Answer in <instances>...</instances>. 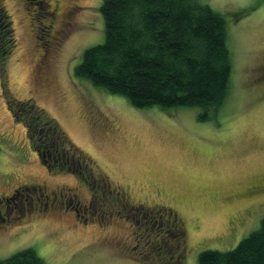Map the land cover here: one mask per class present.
<instances>
[{
    "label": "rangeland",
    "instance_id": "1",
    "mask_svg": "<svg viewBox=\"0 0 264 264\" xmlns=\"http://www.w3.org/2000/svg\"><path fill=\"white\" fill-rule=\"evenodd\" d=\"M199 1L226 20L232 68L211 121L198 107L136 108L75 75L105 41L103 0H0L17 40L0 64V259L33 248L47 264H198L260 227L264 0ZM10 97L44 110L86 165L49 169Z\"/></svg>",
    "mask_w": 264,
    "mask_h": 264
},
{
    "label": "trees",
    "instance_id": "2",
    "mask_svg": "<svg viewBox=\"0 0 264 264\" xmlns=\"http://www.w3.org/2000/svg\"><path fill=\"white\" fill-rule=\"evenodd\" d=\"M101 13L105 41L84 51L75 68L77 77L126 97L136 108L198 107L200 121L217 118L228 96L232 70L222 14L199 0H103ZM16 42L13 21L0 2L3 68ZM8 103L15 120L24 123L35 151L48 168H55L49 155L62 153V148L67 150L66 157L86 165L82 152L60 139L62 132L57 122L44 110L33 102L12 97ZM25 109L30 113L27 116ZM44 130L48 133H42ZM80 173V178L88 183L86 174ZM103 186L106 188L107 184ZM116 197L117 204L125 207L121 195ZM163 219L164 215L157 221ZM168 227L171 228L169 222ZM170 231L176 240L182 234L179 229ZM0 264L47 263L36 250L26 248L0 259ZM198 264H264V218L260 227L235 248L200 252Z\"/></svg>",
    "mask_w": 264,
    "mask_h": 264
},
{
    "label": "flooded vegetation",
    "instance_id": "3",
    "mask_svg": "<svg viewBox=\"0 0 264 264\" xmlns=\"http://www.w3.org/2000/svg\"><path fill=\"white\" fill-rule=\"evenodd\" d=\"M49 158L52 159V163L54 164L53 167H59L61 165H67V164H70V162H71L70 158L66 157V155L64 153H60L58 155H49ZM49 169H52V168H49ZM15 195H17V193H13L12 195H10V197H13ZM10 197H7V199L10 198ZM2 200H3V198L0 201H2ZM172 216H174V214ZM169 224L170 225H174V227H176L177 229H180V226H178L179 223H178L176 217H175V222L173 224H171L169 222ZM181 233L182 234L179 235L178 240L183 238L182 237V235H183V231L182 230H181Z\"/></svg>",
    "mask_w": 264,
    "mask_h": 264
}]
</instances>
